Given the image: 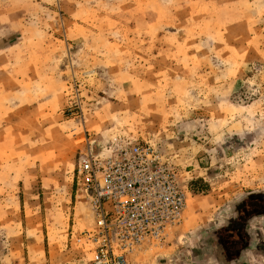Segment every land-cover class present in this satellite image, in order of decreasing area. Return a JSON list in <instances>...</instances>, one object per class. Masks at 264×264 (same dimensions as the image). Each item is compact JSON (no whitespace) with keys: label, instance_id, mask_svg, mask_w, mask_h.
Listing matches in <instances>:
<instances>
[{"label":"rangeland","instance_id":"374dc122","mask_svg":"<svg viewBox=\"0 0 264 264\" xmlns=\"http://www.w3.org/2000/svg\"><path fill=\"white\" fill-rule=\"evenodd\" d=\"M137 144L188 192L131 264L225 261L264 214V0H0V264H92L80 156Z\"/></svg>","mask_w":264,"mask_h":264},{"label":"built area","instance_id":"2783aa9c","mask_svg":"<svg viewBox=\"0 0 264 264\" xmlns=\"http://www.w3.org/2000/svg\"><path fill=\"white\" fill-rule=\"evenodd\" d=\"M77 180L94 225L77 243L90 245L92 264H131L137 252L166 244L182 225L188 187L152 145L87 146Z\"/></svg>","mask_w":264,"mask_h":264},{"label":"crops","instance_id":"0c3cea01","mask_svg":"<svg viewBox=\"0 0 264 264\" xmlns=\"http://www.w3.org/2000/svg\"><path fill=\"white\" fill-rule=\"evenodd\" d=\"M262 215L256 214L251 219L239 221L243 225H247L246 231L248 234L242 236L243 239L239 243L235 241V244L229 243V245H225L226 247L222 245L224 247L223 252H225V261L221 262L219 258H210L205 259L203 264H253L255 259L260 260L264 258V219ZM240 223L237 228H241L242 230L243 225ZM243 229L245 230V228ZM256 231L262 236L260 234L258 236ZM251 237L254 238L251 239Z\"/></svg>","mask_w":264,"mask_h":264},{"label":"water","instance_id":"95a60500","mask_svg":"<svg viewBox=\"0 0 264 264\" xmlns=\"http://www.w3.org/2000/svg\"><path fill=\"white\" fill-rule=\"evenodd\" d=\"M162 258V257H161ZM160 257L156 259V261L154 262V264H159V259H161Z\"/></svg>","mask_w":264,"mask_h":264}]
</instances>
